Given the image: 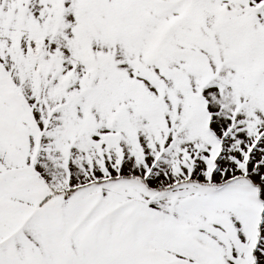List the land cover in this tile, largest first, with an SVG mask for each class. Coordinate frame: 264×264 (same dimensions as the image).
Segmentation results:
<instances>
[{"label":"snow or ice","instance_id":"6c2138e0","mask_svg":"<svg viewBox=\"0 0 264 264\" xmlns=\"http://www.w3.org/2000/svg\"><path fill=\"white\" fill-rule=\"evenodd\" d=\"M0 264H264V0H0Z\"/></svg>","mask_w":264,"mask_h":264}]
</instances>
